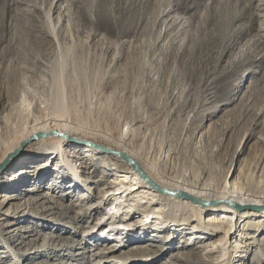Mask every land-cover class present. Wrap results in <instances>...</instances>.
I'll list each match as a JSON object with an SVG mask.
<instances>
[{"label": "rangeland", "instance_id": "obj_1", "mask_svg": "<svg viewBox=\"0 0 264 264\" xmlns=\"http://www.w3.org/2000/svg\"><path fill=\"white\" fill-rule=\"evenodd\" d=\"M19 83L41 114L63 87L71 124L109 143L120 134L131 149L138 135L141 147L158 152L165 165L175 152L184 157L176 155L177 167L202 164L208 155L206 169L217 181L228 176L251 194L264 193V0H0L1 137L12 135L5 125L21 96ZM80 147L87 148L85 158L98 159L83 169L76 190H64L70 184L62 177L73 174L48 156H27L14 170L30 180L21 192L39 184L54 189L57 199L52 195L51 204L31 192L13 204L0 198V264H89L92 254L86 259L69 249L87 224L72 217L79 203L95 201L97 179L115 170L101 159L110 153ZM41 170L47 175L34 180ZM14 205L20 214L6 229ZM183 235L184 243L178 237L147 264H161L178 249L185 254L178 264H203L198 240ZM259 238L260 245L231 264H264V230ZM145 239L162 246L154 235Z\"/></svg>", "mask_w": 264, "mask_h": 264}, {"label": "bare ground", "instance_id": "obj_2", "mask_svg": "<svg viewBox=\"0 0 264 264\" xmlns=\"http://www.w3.org/2000/svg\"><path fill=\"white\" fill-rule=\"evenodd\" d=\"M17 87L21 96L11 103L13 118L10 121L13 124L9 121L5 125L12 135L0 136V185L5 187L0 191V198L7 196L3 201L5 204L26 198L29 195L25 194L27 192L39 194L51 204L54 202L53 196L57 199L54 189L47 192L46 187L39 184H32L29 190L21 192L20 187L30 180L24 178L25 172L20 173L19 169L14 173V170L20 163L28 162L27 159L22 161L27 156L41 155V158L48 156L57 160L62 173H66V176L67 173L73 174V178L69 175L62 177L70 184L64 190H76L78 179L85 172L83 169L98 159V156L85 158L87 148L80 147V143L90 142L122 154L101 153V159L114 166L115 172L106 173L104 179H97L100 185L94 191L95 201L90 206L79 203L81 210L71 216L74 221L87 223L81 238L70 242L71 252L85 255L86 259H89L87 255L92 254L95 258L92 257L90 261L93 260L95 264H147L170 251L178 237L182 241L183 234H193L194 239L198 240L195 246L197 259L203 264H231L239 252L251 251L260 245L263 238L260 240L259 234L264 230V193L251 194L240 182L228 176L223 182L217 181L206 169L208 155H205L202 164L191 161L188 166L177 167L173 165L177 156L184 157L175 152L170 154V162L165 165L158 152L145 151L141 147L143 139L138 135L134 141L137 146L131 149L120 134L114 143H109L83 130L80 124L68 122L63 87H58L43 114L38 108L29 107V100L24 95L25 86L19 83ZM32 140L36 142L33 151L28 150ZM44 151L49 152L43 155ZM173 166L177 168L173 169ZM95 170L93 168L87 174V180ZM35 175L34 180H37L46 176L47 172L44 170ZM106 178L108 181H105ZM59 182L62 185L66 180ZM13 187L18 189L14 194L6 191ZM17 209L14 205L12 213H8V219L3 223L6 229L13 224L9 222L20 214L15 212ZM93 213H99L100 217L94 218ZM45 230L33 229L36 234H49ZM148 235H154L152 242H160L162 246L148 243L149 239L144 241ZM214 236H218L217 240L207 243V239ZM115 251L119 252L115 255ZM215 253L219 254L220 259L213 255ZM184 257L185 254L178 249L170 252L161 264H178Z\"/></svg>", "mask_w": 264, "mask_h": 264}, {"label": "water", "instance_id": "obj_3", "mask_svg": "<svg viewBox=\"0 0 264 264\" xmlns=\"http://www.w3.org/2000/svg\"><path fill=\"white\" fill-rule=\"evenodd\" d=\"M82 144H83V143H82ZM84 144H85V145H91V146H93L94 148H97V149H100V150L106 151V152L111 153V154H116V155L122 156V154H121L120 152H117V151H114V150H111V149H107V148H105V147L98 146V145H96V144H92V143H90V142H84ZM84 144H83V145H84ZM126 160H128V159L126 158ZM128 161H129V160H128Z\"/></svg>", "mask_w": 264, "mask_h": 264}]
</instances>
